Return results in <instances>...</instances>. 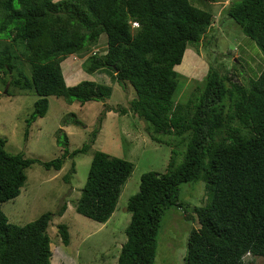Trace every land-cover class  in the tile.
Instances as JSON below:
<instances>
[{
	"label": "trees",
	"instance_id": "16d2710c",
	"mask_svg": "<svg viewBox=\"0 0 264 264\" xmlns=\"http://www.w3.org/2000/svg\"><path fill=\"white\" fill-rule=\"evenodd\" d=\"M222 13L264 57V0H232ZM211 16L191 0H0L1 82L32 89L39 97L24 120L27 125L44 115L48 96L83 104L110 95L109 85L89 79L66 85L60 68L63 58L82 56L102 33L104 50L88 54L81 69L103 72L110 82L134 90L125 105H103L78 148L68 151L63 135L57 142L61 154L48 161L10 153L0 137V264H50L46 228L53 213L18 225L7 220L1 203L19 194L30 164L59 170L64 158L85 153L106 111L138 116L147 137L170 152L164 170L142 172L137 191L127 198L129 220L116 264H153L162 214L170 208L185 212L179 185L196 181L203 182L206 197L190 209L195 225L187 233L183 264H245L246 254L261 257L264 264V65L258 63L244 80L233 74L241 62H232L225 75L209 66L184 101L173 100L178 85L173 66L186 48L199 43ZM19 56L29 63L28 76L16 65ZM255 57L260 61L258 52ZM132 167L128 160L92 151L75 211L104 223ZM62 179L68 182V172ZM65 208L63 201L55 213ZM56 230L67 245L66 225L59 223Z\"/></svg>",
	"mask_w": 264,
	"mask_h": 264
},
{
	"label": "rangeland",
	"instance_id": "374dc122",
	"mask_svg": "<svg viewBox=\"0 0 264 264\" xmlns=\"http://www.w3.org/2000/svg\"><path fill=\"white\" fill-rule=\"evenodd\" d=\"M231 1L191 0L194 5L212 13L211 22L199 43L186 48L180 63L176 69L174 67L178 80L174 101H184L194 86L201 82L209 66L225 75L231 72L232 62H241V65L236 64L238 67L233 74L244 80L257 71L258 63L264 65V57L254 42L222 13V8ZM104 44L105 35L102 33L92 50L82 56L67 55L60 61V68L66 85L89 79L109 85L110 95L102 101L83 104L77 101L68 104L60 97L48 96L44 115L29 125L24 120L39 97L32 89L3 85L1 81L5 77L0 74V137L5 139L6 151L48 161L61 154L62 146L57 142L63 140V135L68 151L87 141L89 131L96 126V118L104 104L111 107L125 105L126 100L134 96L131 86L127 85V89H123L117 83L110 82L103 72L87 74L79 68L88 54L102 53ZM253 52H258L261 62L257 57L252 58ZM15 61H20L16 65H20L28 76L29 63L26 58L19 56ZM143 126L144 121L131 112L119 115L106 111L96 137L85 153L64 158L59 170L45 169L37 163L30 164L24 169L25 180L19 194L1 203V210L7 220L18 225L35 219L43 212L53 213L46 228L50 237V264H116L115 255L125 239L123 229L129 220V213L125 210L127 198L137 191L140 174L147 170L162 172L170 154L167 145L147 137ZM94 150L128 160L133 166L122 185L114 210L104 223L86 218L74 209ZM67 172L69 179L64 182L62 177ZM177 196L187 209L183 212L181 208H170L162 214L153 264H183L187 233L195 225L194 214L190 209L203 204L206 197L203 182L180 184ZM63 201L66 202V208L61 215H57L56 209ZM59 223L67 227V245L60 242L56 233ZM243 260L245 264L262 263L261 257L250 258L247 254Z\"/></svg>",
	"mask_w": 264,
	"mask_h": 264
},
{
	"label": "clouds",
	"instance_id": "9594fccd",
	"mask_svg": "<svg viewBox=\"0 0 264 264\" xmlns=\"http://www.w3.org/2000/svg\"><path fill=\"white\" fill-rule=\"evenodd\" d=\"M104 46H105V44H104ZM92 50V49H91ZM95 50V49H94ZM70 55H73V54H70ZM178 65V64H177ZM174 67H175V69H176V65H174L173 66V70H174ZM178 67V66H177ZM175 71V70H174ZM176 72V71H175Z\"/></svg>",
	"mask_w": 264,
	"mask_h": 264
},
{
	"label": "crops",
	"instance_id": "0c3cea01",
	"mask_svg": "<svg viewBox=\"0 0 264 264\" xmlns=\"http://www.w3.org/2000/svg\"><path fill=\"white\" fill-rule=\"evenodd\" d=\"M79 68H80V65H79ZM61 71H62V68H61Z\"/></svg>",
	"mask_w": 264,
	"mask_h": 264
},
{
	"label": "water",
	"instance_id": "95a60500",
	"mask_svg": "<svg viewBox=\"0 0 264 264\" xmlns=\"http://www.w3.org/2000/svg\"><path fill=\"white\" fill-rule=\"evenodd\" d=\"M5 92V91H4Z\"/></svg>",
	"mask_w": 264,
	"mask_h": 264
}]
</instances>
